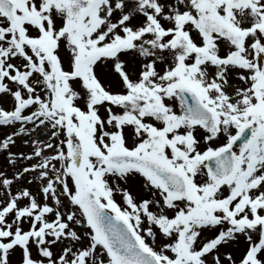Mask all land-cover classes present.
Instances as JSON below:
<instances>
[{
  "label": "snow or ice",
  "instance_id": "6c2138e0",
  "mask_svg": "<svg viewBox=\"0 0 264 264\" xmlns=\"http://www.w3.org/2000/svg\"><path fill=\"white\" fill-rule=\"evenodd\" d=\"M0 264H264V0H0Z\"/></svg>",
  "mask_w": 264,
  "mask_h": 264
}]
</instances>
